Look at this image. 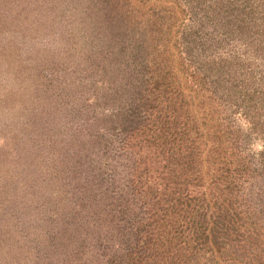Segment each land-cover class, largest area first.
<instances>
[{
  "label": "trees",
  "instance_id": "trees-1",
  "mask_svg": "<svg viewBox=\"0 0 264 264\" xmlns=\"http://www.w3.org/2000/svg\"><path fill=\"white\" fill-rule=\"evenodd\" d=\"M0 25L39 37L0 50V264H264V0H0Z\"/></svg>",
  "mask_w": 264,
  "mask_h": 264
},
{
  "label": "rangeland",
  "instance_id": "rangeland-1",
  "mask_svg": "<svg viewBox=\"0 0 264 264\" xmlns=\"http://www.w3.org/2000/svg\"><path fill=\"white\" fill-rule=\"evenodd\" d=\"M9 1L11 2L12 0H5V2H9ZM10 36L15 38L13 39L10 38V40L6 41L7 39H9ZM37 38L39 37L35 35L32 36V38L23 39V29L19 28L17 30H11L6 27H2L0 25V50L4 48V53L7 55V58L11 61H14L15 63H19L20 65L23 64L24 66H29L35 62ZM9 43H14V49L16 50L14 51L16 52L15 54L10 53L8 55L6 48H10L8 46ZM19 57H21L20 60H18ZM19 74L20 73L16 71L13 72L7 71L6 65L0 64V145L6 139L14 136L12 133L16 129L15 125L20 124L19 121L15 122L13 117L9 114L12 113L10 112L12 111V109L9 108L7 105L8 103L16 100V98L20 97L19 95L20 89L18 90L19 82L16 80V77ZM5 106H7V109L4 108ZM9 130H11L12 132L9 133ZM259 148H260V143L256 141L253 149L256 151ZM15 158H17L16 155ZM11 165L13 166L10 167ZM8 167H10V171H11L10 178L7 180L8 192L10 191L14 193V190L16 192L17 189V191H19L18 193L22 194L21 182L24 181V183L27 184V177L25 178L26 170H25V166L23 165V161L14 159L8 163ZM22 178H25V180H23ZM1 181L2 180L0 179V182ZM9 197L11 196L9 195ZM15 197H17L16 194H13L11 198L14 199ZM6 198L7 196L4 197V200L3 198L2 200H0V215L2 214L3 206L7 207V204H5L4 202ZM1 218H5V217H1ZM8 227H10L8 226V224L4 225L0 223V235L2 236L1 239L7 238L10 235V234L8 235L7 233L5 234V232L3 231L4 228H8Z\"/></svg>",
  "mask_w": 264,
  "mask_h": 264
}]
</instances>
